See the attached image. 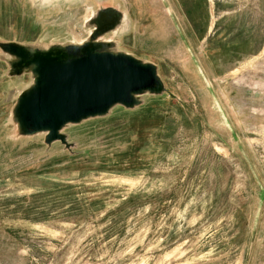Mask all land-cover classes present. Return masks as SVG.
<instances>
[{
  "label": "rangeland",
  "instance_id": "1",
  "mask_svg": "<svg viewBox=\"0 0 264 264\" xmlns=\"http://www.w3.org/2000/svg\"><path fill=\"white\" fill-rule=\"evenodd\" d=\"M28 2L0 0V34L81 41L119 4L131 30L103 37L167 92L66 126L67 149L17 135L28 76L0 80V264H264V0Z\"/></svg>",
  "mask_w": 264,
  "mask_h": 264
},
{
  "label": "water",
  "instance_id": "2",
  "mask_svg": "<svg viewBox=\"0 0 264 264\" xmlns=\"http://www.w3.org/2000/svg\"><path fill=\"white\" fill-rule=\"evenodd\" d=\"M55 0H31L33 8L46 9ZM91 30L81 41L35 42L0 39V60L5 76L27 84L17 92L10 121L17 135L44 133V143L73 146L62 130L96 117L116 106L134 109L143 95H162L167 88L159 66L120 49L108 33L122 36L131 30L128 12L121 6H99L85 21Z\"/></svg>",
  "mask_w": 264,
  "mask_h": 264
},
{
  "label": "crops",
  "instance_id": "3",
  "mask_svg": "<svg viewBox=\"0 0 264 264\" xmlns=\"http://www.w3.org/2000/svg\"><path fill=\"white\" fill-rule=\"evenodd\" d=\"M28 4H29V5H28ZM27 5H28L29 9H32V8H33V6H32L31 3H30V0H29V2L27 3ZM127 12H128V11H127ZM128 15H129V13H128ZM129 17H130V16H129ZM130 19H131V17H130ZM131 22H132V25H133V20H132V19H131ZM42 33H44V32H43V31H42V32H39V33L37 34V36H36L34 39H15V38H8V37H6V36L0 34V39L7 40V41H17V42H35V41L38 40V38L41 36ZM186 45H189V46H190V44H188V43H187ZM0 63L2 64V68H1V70H0V80H3V82L5 83V79L7 78V76H5L6 65H5V63H4L3 61H1V60H0Z\"/></svg>",
  "mask_w": 264,
  "mask_h": 264
}]
</instances>
